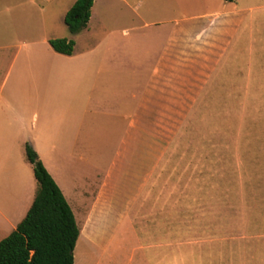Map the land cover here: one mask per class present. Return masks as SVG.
<instances>
[{
  "label": "rangeland",
  "instance_id": "374dc122",
  "mask_svg": "<svg viewBox=\"0 0 264 264\" xmlns=\"http://www.w3.org/2000/svg\"><path fill=\"white\" fill-rule=\"evenodd\" d=\"M75 1H44L51 37L71 36L63 18ZM155 1L174 3L178 16L236 6L252 9L201 90L186 87L184 74H179L178 104H163L160 121L148 107L125 122L121 100L129 103L127 115L137 103L144 75L125 69L120 50L125 19L119 1L98 0L92 38L108 53L98 56V88L87 104L91 113L76 119L81 108L74 102L87 97L82 90L70 94L66 104L59 102L64 111L61 121H50L41 105L10 106V111L2 112L1 123L11 125L12 149L15 137L17 145L12 161L1 167V176L16 177L10 185L12 201L29 194L31 187L34 195L37 185L24 151L25 143L32 147L34 137L35 145L42 142L37 148L45 164L69 190L85 177L101 179L114 168L118 181L96 217V238L90 228L80 226L75 264L97 260L101 264H264V145L237 144L245 109L238 104L245 103L251 89L264 87V0ZM112 25L115 33L107 46L104 34ZM191 99L194 103L187 104ZM237 114L235 132L225 134L222 128L232 129ZM124 147L125 162L119 165L118 151ZM123 176L125 184L119 182ZM4 180L3 190L9 186Z\"/></svg>",
  "mask_w": 264,
  "mask_h": 264
},
{
  "label": "crops",
  "instance_id": "0c3cea01",
  "mask_svg": "<svg viewBox=\"0 0 264 264\" xmlns=\"http://www.w3.org/2000/svg\"><path fill=\"white\" fill-rule=\"evenodd\" d=\"M44 1L47 0H0V241L23 220L37 190L36 186L33 195L31 187L29 194L19 200L15 197V201H12L14 197L10 185L16 181V177L11 174L8 178L7 174L3 176L6 185H9L3 190L1 167L12 161V150L14 155L17 143L15 137L12 149L9 138H12L14 132L11 125L8 128L2 126V112L5 114V110L10 111V106L17 104L41 105L42 110L46 107L50 121H61L64 114L61 104L71 99L70 94L82 90L87 97L83 102H74L81 108L76 119L82 120L87 112L91 113L92 106L89 109L87 104L91 102L92 91L98 88V56L108 53L100 48L101 43L92 38L93 19L100 7L98 0L93 1L86 27L65 38L74 42L71 55L59 54L50 47L49 40L57 38L48 34ZM118 1L123 9L121 17L125 19V29L122 30L125 42L121 43L120 49L125 57V69L141 73V77L144 75L137 103L127 115L125 112L129 103L125 105V100H121V117L125 122L136 119L148 107L151 113L158 114V117L153 118L160 121L163 104H178L179 74H184L186 87L201 90L219 66L252 9L236 6L178 16L173 11L176 6L174 3L168 2L167 6L153 0H138L135 3L130 0ZM110 28L104 34L107 46L115 33L114 26ZM186 103H194V100ZM50 108L53 109L51 112ZM49 136L54 137V134L50 133ZM3 138H8L5 140L6 146L3 145ZM35 141L37 137H34ZM34 143L33 150L72 210L80 231L79 236L82 237L83 231L80 226H85L95 233L96 238V217L110 199L114 181H118L113 176L114 168L106 170L101 179L98 176L85 177L82 184L73 185L69 190L58 181L50 166L45 164L43 156L38 153V144ZM41 144L39 142L38 146ZM50 149L54 151L55 145L52 144ZM118 154L121 155L117 158L120 165L125 162V147ZM218 180L224 179L219 177ZM119 182L125 184V176ZM252 200L256 202L257 199ZM105 250L106 246L103 247ZM92 264L101 262L97 260Z\"/></svg>",
  "mask_w": 264,
  "mask_h": 264
},
{
  "label": "trees",
  "instance_id": "16d2710c",
  "mask_svg": "<svg viewBox=\"0 0 264 264\" xmlns=\"http://www.w3.org/2000/svg\"><path fill=\"white\" fill-rule=\"evenodd\" d=\"M93 1L76 0L65 13L63 22L70 34H76L86 27ZM49 45L59 54L71 55L74 42L57 38L50 39ZM242 96L244 92L241 93L240 97ZM238 105L245 106V109L244 114H241L244 128L237 144L249 147L264 145V87L251 89L245 103L242 101ZM232 118V129L229 130L228 126L222 128L225 134L235 132L239 114ZM225 146L228 147L229 144ZM213 152L210 153L212 156ZM25 157L32 166L37 190L23 220L0 241V264H74L73 251L80 231L72 210L28 143L25 145ZM214 159L209 158L207 161Z\"/></svg>",
  "mask_w": 264,
  "mask_h": 264
}]
</instances>
